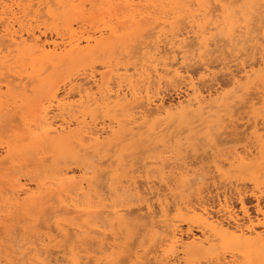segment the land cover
Listing matches in <instances>:
<instances>
[{"label": "bare ground", "instance_id": "6f19581e", "mask_svg": "<svg viewBox=\"0 0 264 264\" xmlns=\"http://www.w3.org/2000/svg\"><path fill=\"white\" fill-rule=\"evenodd\" d=\"M203 1L204 0H202V2ZM217 1L218 2L215 3V5H214L212 0H206V2L204 1V3H206V4L213 5L212 9L209 11L207 9L196 10L195 7H198V6H195V7L190 6L189 2H187L186 0H0V13H3L5 11L3 6L8 5L7 11L9 13H11V16L9 18L14 19L16 16H20V18L24 21V24H25V27H24L23 31H21V32L17 31V29L19 28V25L12 27L11 30L7 33L4 32L3 27H0V224L3 221H5L7 217L9 219L7 218L6 221H10V223H12V221H14L13 218H14V216L16 217V215L13 214L14 216H12L11 211L14 210L17 206L22 208V206L25 205L24 204L22 206H19L22 203L32 202V201L37 202V201L43 200V204L44 203L51 204V205H49V207L51 206L53 208V207H55V204H56V206L58 205L61 208V209H59V208L55 207L56 210H54V209L49 210L51 207L47 209L48 204H46L45 206H43L44 207V209H43V207H40V205H41L40 204L39 207L41 208V210L42 209L44 210L43 214L44 213L46 214V212H47L46 215H50V213H53L56 211L54 214H56L58 212L59 213L58 215H60V216H62V215L69 216V214H74L75 216L73 218H75V220H77L79 218H85L86 219L85 221H87L91 227V229L88 228L89 230L88 229L87 230L90 231L89 233L94 235L93 236L94 241H93V238L91 240H89V239L88 240L90 242L92 241L91 243L93 244L94 247H97V250H94L96 248H93L90 243L87 244L89 248L92 247V251L93 250L95 251V254H93L94 251L91 252V255L93 254L94 256L92 255L89 257V254L86 253L87 250L83 249V248H86L85 247L86 245L83 244L84 247L77 246V249H75V250H78V247H79L80 248L79 252L80 251L82 252L81 255H79L78 253L70 255L69 251L67 252V250H66V253H68V255H70L69 258L63 259L62 257H60V258H62V260H61L59 257L58 258L55 257V254H54L55 258H53L54 252L50 253L52 251H50V249H47L46 244L47 243L49 244V242H47V243H45V242H46V240L47 241L49 240V234L50 233H48V232H47L48 234H46V235L39 236L38 239H37V236H35L37 241L36 242L33 241L34 243L31 242L30 244L28 243L29 241L26 242L25 244H24V242L21 243V241L24 240L22 238H20L21 241L17 240L18 242L15 244L16 240H14V239H16V237L15 238L13 237L12 240L14 242V245H15L14 248L15 249L12 250V252L10 254H6V256L0 255V264H24L25 261L30 262L33 260L36 261V264H41V262L45 261V260H47L49 262V264H57V262H60V264H62L61 261H65L64 264H73V261H76V260H84V261L91 260L94 264H97V262H101V264H103L107 260H109V261H112L114 259L122 260L121 259L122 256L125 257V258H123V260L128 259L127 261L130 262L129 264H132V262L134 260H137V259H139V260L149 259V260L155 261L158 258L157 253L160 252L161 246L159 244L154 245L151 248H147V251L145 252L142 249L141 244L137 245L136 241H135V246L137 245V247L138 246L139 247L136 250L134 247L133 250H135V251H133L131 254L129 253L128 250L127 251L129 254L124 253L126 251L125 250L123 252V255H120V257L118 256L119 258L118 257L112 258V255H114V256L117 255V254L115 255V252L113 253V251H112V249L115 250L114 247L117 246V245H115V244H117V241L115 242V244H112V245H115L114 247L111 244H110L111 245L110 246L108 244V242H106L107 244H104L105 241H103L104 243L101 241V239H102L101 236H103V237L106 236L104 233L107 234V232H106V231H108L107 229L113 228L111 226L112 225L111 223L114 220L115 221L118 220L120 223H122L123 228H124V225H127V226L130 225V227L134 226L133 224L136 223V218H139L140 220H144V221L146 219V221H145L146 223L143 222V226L140 225V227L142 226L144 228V229L142 228V231L145 232V234L141 233L142 236L140 235L139 238L142 237L144 239V237L147 236L149 241H151L153 239L163 240L168 235H171V237L173 239L179 241V246H178L177 250L175 251V253L172 256H170L168 258L170 261V264H182V262H187L188 264H199L198 263V261H200V260H198L199 255L204 254L205 256L207 255V257H209L208 254L211 252V250H213L217 247V241H221V238H223V237L231 238L232 236H237V237L242 238L243 241L245 242V245L250 244L252 249L254 250L253 257L256 259L259 258L258 257V250L260 248V245L264 244V239H262V235H264V211L259 206V203H260L258 200L259 197H256V207H255V209L253 208L255 210V215L251 216L250 213L248 212V209L245 207V205L243 203V196H244L245 192L242 191L239 187H237V185H236L233 192L237 196L236 200H238V203H240V205H239L240 209L238 212L234 210L233 204L231 202L232 199H230L229 194H227V192L225 190L222 193L216 192L215 193L216 195L214 197L209 198V199H206V197L204 199L203 198L204 196L200 197V199H198V200H196L197 199L196 198L195 201H197V202L194 203V201H193L194 204L193 203L191 204L190 203L191 200L187 201V200H189L187 197H186L187 198L186 201L182 200L184 197L182 199L180 198V200H177L176 198L180 197V196H178L179 193L176 194L178 197L177 196L174 197L171 194L172 186H170V184L168 183L169 181H167L166 183H162V184L161 183L158 184L159 182H157V185H159V186H157L155 184L156 181L149 180L150 176L148 178L145 177V175H144L145 173H143V174L140 173L141 176L144 175V177H145V178L143 176L141 177L144 179L143 180L144 182L142 181V179L140 181V183L142 182L144 185H142V183H141L140 185H142V187L140 186L141 187L140 188L136 185L137 183L135 184V182H133L126 187H122L121 194H122L124 199L122 198L123 200L119 201L118 203H115V201L118 200V198H116L117 200H114V197H118L115 195L116 193L114 194L113 192H107L105 189L106 186H102L103 184L100 187H103L105 191L103 190V188L98 187V184H100V182L103 183V181H102L103 176H104V178H106L105 175L108 174V172H106V171H105L106 173L103 172V173H105V175H104V174H102L101 171H99L96 168H93L90 166L82 167V168L78 169L79 171H77L80 174L79 176H74L75 175L74 173H72V175H70V176L67 173L62 174L57 179H54V183H53L54 188L53 189L49 188L47 190H43L44 188H42L36 182H35L36 184H34L35 185L34 188H32V185H30L32 183V181H35V180H33L35 175L31 176L29 174L30 172L26 173V174H21L20 172L22 169L15 166V163L17 160L15 159L16 156L14 154L18 150V148H20V150H18V151H23V152L25 151V154H26V152L33 153L32 151H35L34 153L36 156V154H38V153H36V150L39 149L38 147L41 145V143L46 142V141H47V143L48 142L56 143V144H58V145H56L58 147L60 145H66L67 147L70 145H75L78 148H80L82 151H88L86 154H84L86 158H87V156L89 157V153L91 151L93 152V151L99 150V149L103 150V148L105 146H107V145L110 146V143L112 140H113V142H114V140L120 142L121 138L118 136H121L124 133L118 135L117 134L118 131H115V127H117V124L119 127V125H120L119 123H116V122H114V120L112 121L110 119H109L110 120L109 123H106L104 121L100 122V123L95 122V121H97V117L99 118L100 113L98 111L99 110L102 111L103 109L107 110V111L108 110H114V109H119V110L123 109V111L129 110L128 111L129 112V115H128L129 118L128 119L126 118L127 121L125 119L129 129H127L126 125L124 126L126 128V133H129L126 136H129L131 133L133 134V132H135V131L137 132V131H141L144 129H146V131H150L149 129H151L152 132L150 131V133L149 132L148 133L154 135L153 132H156L157 129L163 128L162 129V131H163L164 128L167 127L170 123H172V122L174 123V121H180V123L183 124L189 118H201L202 117L201 119H203V117H206V118L216 117L217 121L215 123V126L214 127L212 126V127L214 128V130L216 128V131H218L217 128L219 130L220 129L223 130V133L220 131V133L222 135H225L224 133H225L226 129L230 130L233 127L235 129V125H236L235 123H238V121L243 119V118L247 120L245 123L248 124V120H249V117L251 116V113L248 112L247 108H242L240 105H237L235 108H231V107H228L227 104L221 105L218 101L215 100V96L218 95V91H217L218 87L220 86V81L218 82L217 77L214 76L213 78H208L207 73H205L206 78L204 80L199 79L200 72H201V64L203 63V61H201V63H199L200 66L198 65L199 70L196 73L197 75L194 74L195 72L190 70L191 67L190 68L185 67V69H184V73L188 76L189 80L195 79L197 81V92L199 93L198 95H197V92H191V90L189 88H185V90L182 93H179V92H177V90L175 88H172L176 94V100H175V102L166 103L165 92H166V89L168 88L167 80H165L163 83V86H161L160 77L164 76L165 73H167L169 71V69L172 68L171 61L168 62L167 67L165 66V61L167 60L169 53L174 54V49L172 47L173 42H174V37L178 38L180 41H183L184 38L188 39L187 51H189L190 53H194V55L190 56V60L194 61L196 58L199 59V57H200L199 41H200V39H203L204 37L202 35L197 34L198 31H196V29L193 27L194 25H190L188 28L186 26L188 24H186L183 27H187L188 29L184 28L183 31L181 30L183 27L181 28V26H180V28H181L180 29L178 26V21L180 20L179 22H181V23L184 22L181 19H183L186 14L188 16V13H190V11L187 13V9H189V7L193 8V9L195 8L194 11L196 10V12L198 11V13H202V15L198 16L199 17V19H197L198 21L200 19L202 20L205 18L210 20V24H209V28H208L209 39L206 42V53H205V55L211 54V56L216 57L217 56V50H219V57L221 59H226L228 64L233 66V67H238L237 60H239L241 65H247L248 71H254L256 73V79L258 80L259 70H260V62L259 61H260V57L262 54L261 43H262V41H264V34L263 35L261 34L264 31V0H262L261 4L253 3V0H251L252 2L251 1L248 2V4L247 3L243 4V0H217ZM260 1L261 0H259V3H260ZM191 2H192V0H191ZM193 2L191 3L192 5H194ZM199 3H200V1H199ZM16 4H20V5H24V6L35 5L34 6L35 8L32 7L31 9H29L28 7H22L20 9H14L12 7V5H16ZM201 4H203V3H201ZM219 4H227L229 6L227 8L230 10V13H231L230 19L232 18L233 15L239 16L238 18H237V16H235V18L233 17L234 19L237 18V20L234 23V26L232 28L233 31L231 30L233 32L232 40L235 39L237 41L236 47L240 48V49H238V51L241 53V55L239 57H237L235 54H233L234 52L232 53V52L227 51V49H228L227 46L229 45L231 40L230 39L225 40L223 38L224 36L221 37V35L218 34L221 32L219 26L223 25L224 23L221 22L222 24H219L218 22H220V21H218V22L216 21L217 24H215L216 22H213V19L215 17L220 16V15L215 14V13L218 11L221 12V10L223 12V9H225V8L217 7ZM86 6L87 7L89 6L88 7L89 9H86ZM95 6L96 7L101 6V9L103 6V9L107 10V11H108V9H114V11L119 10L120 15H124V17H126L130 21H135V20L137 21L138 20L137 26H138L140 33H138V30H137L135 32V34L136 33L141 34V32L142 33L144 32L147 35H145L143 33L145 36H140V37H144V38H147V40L148 39L149 40L151 39V40L150 41L148 40L149 42L147 43L146 46L143 45L145 47H139L142 44H145V43H143L142 40H141L142 42L140 45L138 44V43H140V40L136 41V42H138V43H136V45L138 44L139 48L136 45H134L133 47H134V50L136 47L139 49V50L138 49L136 50V52H137L136 54L138 55V53L140 52L139 55L141 57L139 55H138V57H135V51L134 50H133L134 52L132 51V53H134V54H132L133 56L131 55L133 58L131 56H129V57H131L132 60L134 59V61L136 59L138 61V59H140V58L143 59V62H142L143 64H141L142 68L139 69V68H137V65L134 66L132 69L133 73L129 76V74L127 75V72L129 73V70L127 69L128 66H127L126 69H122L123 70L122 74H118V73L116 74L114 72V75L112 74L113 78L110 79L109 82L103 83L102 81L105 79V77H104L105 73L102 74L103 77L101 76V79L102 78H104V79L100 80V78L96 79L95 72H93V71L89 72L87 74H83L82 77H80V76L82 75V73H86L85 71L82 72L80 75L78 74V77L80 79H75L73 77H72L73 79L72 78L69 79V78H67L68 77L67 73L70 70L68 67L67 68L68 72L66 71V69L65 70L61 69V70H63V72H65V71L67 72V73L65 72V74L67 75V77L65 75L66 78H63L64 74H61V76L63 78L61 80H60L61 77L58 76L59 73L57 74V76L53 75V72H52V75L48 73L51 76H55L54 77L55 80H56V77H58V78L60 77L59 79L57 78V80H60V81L56 83V81H57L56 80L55 83L53 82V83H50L48 86H46V84L50 82L51 76H48V78L46 77L47 79L46 78L40 79V75L42 77L44 74L46 75V73L48 71L56 70V69H59L63 66H70V65L73 66L74 65L73 63H76V64L80 63L82 65L83 62L85 63V60L87 62V59L91 58L93 55H95V53L102 51V49L107 50L109 47L112 46V44L116 43V41L118 40L116 32H118L120 28L116 29L118 31L114 32V31L110 30L111 27L109 29L106 27L108 30V32L107 31L105 32L106 34L103 33L102 31H100L99 29H98L99 32H97L96 30L93 29L94 32L96 31L94 33V32H90L92 27H94L92 24V27H89L90 30L89 29L87 30L88 26L85 27L87 25V22H85V20H84V18H82V16L88 15L86 13H87V11L90 10V7L92 8L91 10H94L93 7H95ZM163 6H168L167 9H169V6H172L173 9L171 7H170V9H172L174 12L171 14L167 13V12L166 13L170 14L172 16L175 26H174V29L172 28L173 31L171 30L172 34L171 35H169L170 33L168 34L169 37L166 34L167 32H165V33L163 32L164 34L161 32V34H163L164 37L163 38L160 37L162 35L157 33L160 35V36L156 35V36H159V38L157 37L155 40H153V37H155V36H152L151 34L155 35V32L151 33L152 31L151 32L145 31L146 26H147L148 21H150L152 19V15L155 14L154 15L155 18L160 17L157 13H160L161 11H163V9H162ZM185 6H188V8H186ZM99 7H98V9H100ZM103 9L101 10L102 13H100V15L101 14L103 15V12H104ZM40 10H42L44 12V15H40ZM172 10H171V12H172ZM108 12H105V13L108 14ZM206 12L209 13L207 17H205ZM22 13H29V14L28 15H22ZM54 13H56L57 18H58V16L62 17L64 15L63 16L64 20L62 18V20L64 22V26L60 30L56 29L53 36L47 37L45 32L41 31V28H40L41 24L40 23H42V22H40V19L43 20L42 19L43 16L44 17L48 16L52 19L53 15H55ZM57 13H59V15ZM61 14H63V15H61ZM91 14H93V13L91 12ZM116 14L118 15V11L116 12ZM156 14L159 17H157ZM120 15H118V17H120ZM68 16H69V18H70V16H73V17H72V19H69ZM171 16H170L169 20L172 19ZM61 17L59 19L60 25H61ZM118 17L117 18H111V19H116V20H113L114 23H116V21L118 20ZM162 17H164V15L161 16L160 18L163 19ZM228 17H229V15H228ZM50 18H48V19H50ZM87 18H88V16L85 17V19H87ZM122 18H123V16H122ZM164 18L168 19L167 16ZM185 18H187V17H185ZM46 19H47V17H46ZM46 19L44 20L45 22L51 21V20L46 21ZM53 19H55V18H53ZM218 19H219V17H218ZM96 20H99V19H96ZM190 20H192V19H190ZM226 20L227 21H225V22L228 25L229 18ZM55 21L53 23L57 24L58 19H57V22H55ZM119 21H120V19H119ZM119 21H117V24ZM136 21L134 23H136ZM195 21L196 20H194L192 22L195 24ZM230 21H229V23H230ZM97 22H99V21H97ZM109 22H110V20H109ZM126 22L128 23L129 21L127 20ZM239 22H241V23H239ZM85 23H86V25H85ZM96 23L94 25H96ZM119 23H121V22H119ZM154 23H155V21H154ZM154 23H152V24H154ZM164 23H167V22L164 20V22L162 24H164ZM181 23H179V24L181 25ZM128 24H130V23H128ZM57 25L59 26V23ZM122 25H124V23L123 24L121 23V26ZM132 25H133V23H132ZM159 25H160V23H159ZM199 25L200 24H196L197 30L200 29ZM126 26H127V24H126ZM171 26H170V29H171ZM123 27H122V29H123ZM162 27H163V25H162ZM154 28H156V26L155 27L153 26L151 29L147 28V30H153ZM223 28H221V30H223ZM124 29H126V28L124 27ZM130 29H128V33L130 32L129 31ZM51 30H53V28ZM216 30H219V32L217 34L215 33L216 35L214 33H211V31L217 32ZM199 31H202V30L200 29ZM126 32H125V34H126ZM149 32H150V34H149ZM150 35L152 36V38L150 37ZM165 35L167 37H165ZM133 36H134V33H133ZM133 36H131V38ZM146 36H148V37H146ZM230 36H231V34H230ZM5 37H8V38L6 39ZM121 37L122 36L120 35V38ZM126 38H127V36H126ZM160 38H162V40ZM228 38H229V36H228ZM123 39L124 38L122 37V40L120 41L121 43L127 42V41H123ZM144 40H146V39H144ZM117 43H116V46H117ZM114 46H115V44H114ZM230 46H232V44ZM230 46H228V47H230ZM236 47L234 50H236ZM105 48H107V49H105ZM245 58L248 60H246ZM119 59H121V58H119ZM217 62H219V60ZM195 64H198V63H194V65ZM141 65H139V66H141ZM74 67H75V65H74ZM74 67H72V68L74 69ZM141 69H143L142 73L140 71ZM117 71H119V69L116 70V72ZM194 71H195V69H194ZM212 71H213V73H215V67H213ZM37 72H42V74H40V75L38 74L37 76L36 75L33 76ZM157 73H159V75H157ZM68 74H70V73H68ZM222 74L224 77H228L230 79V77L227 75L226 72H221V75ZM76 76L74 75V77H76ZM133 79L136 82L135 84L138 83L135 86L131 85V83H132L131 80H133ZM213 79H215V83L213 82ZM113 80H115V81H113ZM225 80H227V78ZM255 82L256 81L254 80L253 83H255ZM133 83H134V81H133ZM140 83H144L146 85V87H145V85L141 84L142 89H140L141 88ZM185 83H187V81ZM39 89H40V91H42L41 94L36 93V90H39ZM29 91H30V94H29ZM40 91H39V93H40ZM190 95L192 97L191 100L189 99ZM149 99H151V104L149 103ZM28 100L32 101L31 105L29 103L26 104V102ZM240 110L244 111V113H243L244 117L241 116L242 112L240 113L239 112ZM94 111H97L96 114H98L96 118H95L96 114L94 116V113H95ZM102 112H101V114H102ZM91 113L93 114L95 119H93V120L91 119L90 123H87L89 121L86 122V118L89 115H91ZM221 113H222V115L219 116V114H221ZM112 114H113V112H112ZM114 114L115 115L117 114L115 112V110H114ZM114 114H113V116L112 115L111 116L114 117ZM120 114L118 117H120ZM93 116L91 115L89 117L93 118ZM111 116L109 115V117H111ZM235 117H237V118H235ZM121 121H124V120H121ZM195 122H197V121H195ZM180 123H178V125ZM248 125L250 128H253V130H254L253 134H255V133L257 134V132H259V131L264 132V121H258L254 116L251 118V123H249ZM169 127L171 129L170 125H169ZM120 129H121V127H120ZM234 129H232V131ZM123 130L121 129L122 132H123ZM235 131L231 132L233 134H231L229 132L230 135L234 136L236 134L235 136H238V134ZM164 132H165V130H164ZM226 132H228V131H226ZM234 132H235V134H234ZM118 133H120V132H118ZM161 133H163V132H161ZM181 133H183V132H181ZM220 133L218 132V135H217L218 142L219 143H222V141L225 142L226 140H222L221 138L218 139L219 137H222V135H220ZM142 135L140 136V138L143 137ZM146 135L147 134H145L144 137H146ZM194 135H191V136H194ZM122 136H124V135H122ZM228 136H229V134H228ZM117 137L120 138L119 139L120 141L117 140L118 139ZM243 137H240L239 139H242ZM170 138H172V137H170ZM236 138H232V139L237 140L238 138L237 139ZM246 138H247V136H246ZM132 139H134V138H132ZM156 139L157 138H155V140ZM198 140H200V139L198 138ZM217 140H216V142H217ZM219 140H221V141H219ZM243 140H244V138H243ZM116 141H115V143H116ZM128 141H129V139H128ZM229 141H231V140H228V142ZM186 142H188V140H186ZM232 142H235V141H232ZM232 142H230V143H232ZM125 143H130V142L125 141ZM258 143L260 144V141ZM194 144L195 143H193V145ZM225 144H227V141L225 142ZM235 144H236V142H235ZM109 146H108V148H109ZM205 146H207V144ZM261 146H263V145H261ZM113 147H115V146H113ZM254 147H256V145ZM51 148H53V147H51ZM59 148L61 149V146ZM63 148H66V147L63 146ZM74 148H72V149L74 150ZM112 148H110V149H112ZM125 148H127V146ZM250 148L251 147L248 148L246 145V147L244 146L243 148H241L242 150H240L238 148L239 151L237 149V150H234L233 152H231L230 153V159L228 160L227 158H225L228 160V162H227V160H225L227 163L225 165H227V166L228 165L229 166L236 165V166H239L240 168L246 167V166H248V168L255 167V170H256V167L258 168L259 165L261 163H263L264 161L258 162V158L260 157V156L258 157V155H257L258 153L257 154L255 153V155H257L255 158L253 157L254 156L253 153L255 151L257 152L259 147L254 148V151H252V150L250 151ZM105 149H107V148L105 147ZM121 149L123 150V148H121ZM121 149L118 148V150H116V151H122ZM225 149H227V148H225ZM233 149H236V148H233ZM68 150L70 152L71 147ZM78 150L76 151L77 154H78ZM111 151H113V150H111ZM116 151H115V153H116ZM65 152H67V151H65ZM106 152L110 153V151H105V153ZM20 153H22V152H20ZM72 153H73V151L71 153H68V154L70 155ZM58 154H60L62 157V155L64 156V154H66V153H58ZM44 155H46V154L44 153ZM55 155H56V153H55ZM73 155H75V154H73ZM28 156L30 157V155H28ZM39 156H41V155H38V157ZM52 156H53V153H52ZM66 156H68V155H66ZM130 156H131V154H130ZM227 156H228V154H227ZM261 156H263V154ZM31 157H34V154ZM42 157H43V154H42ZM80 157H81V155H80ZM5 158H7V160ZM123 158H125V157H123ZM228 158H229V156H228ZM48 159L49 158L47 157L46 161ZM58 159H57V161H58ZM68 159L71 161L70 157ZM29 160H32V159H29ZM82 160H84V158ZM90 160H92V158ZM261 160H263V159H261ZM73 161H75V160H73ZM166 161H168V160H166ZM79 162H81V160ZM105 162L106 161H104V163ZM158 162L157 163L152 162V164L153 163L158 164ZM219 162H221V161H219ZM24 163L25 162H23V164ZM38 163L42 164L41 162H38ZM66 163H70V162H66ZM101 163H103V162H101ZM101 163L99 162V164H101ZM145 163H146V161H145ZM40 164H38V165H40ZM47 164H49V163H47ZM78 164L80 165V164H82V162L78 163ZM78 164H77V166H78ZM141 164H142V162H141ZM141 164L138 165V163H137V165H138L137 167H139V168L137 169V167L135 166L137 170H135V168H134L133 171L135 170L138 173L141 166H143ZM161 164H162V162H161ZM168 164H169V166L172 165V163H168ZM168 164L165 163V169L167 167V169H166L167 171H169V169H170V167L167 166ZM28 165L30 166V165H32V163H30ZM28 165H27V167H28ZM38 165L36 164V166H38ZM70 165H72V164H70ZM70 165L68 167H70ZM107 165L109 166V164H107ZM186 165H188V164H186ZM186 165H185V168H183V169L181 168L182 170H180V168H178V169L181 172L179 174L180 177L182 176L181 178H183V180H182L183 186L182 187H186L187 189L193 188L195 190L197 188L198 184H200V183L202 184L205 181L206 182L209 181L210 178L208 180L206 177H208V175H210L212 173V171H214L217 175H220V173H221V172H219L220 168L218 169L217 167H215L216 164L214 166L215 169H213L212 171L210 170L211 171L210 173L205 172L206 168L203 167L202 165H201L202 167H200L196 171L194 169H192L193 168L192 165H194V164H192L190 168L188 166L186 167ZM223 165H224V163H223ZM19 166H21V165H19ZM30 167H33V166H30ZM44 167H46V166H44ZM126 167L127 166H125V169H126ZM212 168H213V166H212ZM248 168H244V169H248ZM260 168H262V167H260ZM61 169H63V168H61ZM23 170H24V168H23ZM175 170H177V169H175ZM68 171H70V170H68ZM148 171L146 173H148ZM158 171H160V170H158ZM10 172L15 173V174L9 175ZM136 172H134V174H137ZM142 172H145V170ZM214 172H213V174H214ZM59 173H61V171ZM173 173H176V172L173 171ZM111 174H113V173H111ZM36 175H37V173H36ZM38 175H39V173H38ZM177 176H178V174H177ZM21 177H23L22 178V179H24L23 181H21ZM136 177L134 179H136ZM216 177L219 178L218 176H216ZM101 178H102V180H100ZM112 178H114V177H112ZM138 178H140V177L138 176ZM138 178H137V180H138ZM171 178H168V179L171 180ZM214 178L215 177H212L211 179L215 180ZM4 179H6V180L8 179V182L7 181L4 182L3 181ZM36 179H37V177H36ZM164 179L166 180L167 177ZM173 179H174V177H173ZM127 181L123 182V183L126 184ZM161 182H164V181L161 180ZM171 182H173V181H171ZM201 184L199 186H201ZM215 184H217V183H215ZM41 185H43V184H41ZM240 187H241V185H240ZM90 188H93V190L94 189L96 190L98 188L99 191L102 189L100 191V193H98V194L96 193L97 191L96 192L94 191L95 194H93L94 195L93 197L97 200L93 204H91L89 202V199L91 198V196L89 194ZM28 189H31L32 192L35 193V195H30L28 192ZM185 189H184L183 193L187 190V189L186 190ZM205 189H203V190H205ZM215 189H216V187H215ZM218 189L220 190V188H217V190ZM222 189H223V187H222ZM182 190H183V188H182ZM43 191L47 192V194L44 195L42 193ZM103 191H104V193H102ZM190 191H192V190H190ZM200 191H202V189H200ZM202 192H200V193H202ZM194 194H195V192H194ZM196 194H197V192H196ZM253 194H254V192H253ZM184 195H187V194L184 193ZM199 195H197V196H199ZM26 196L28 197L27 200H25ZM169 196H171V199L168 198ZM112 197H113V200H112ZM162 198H163V204L169 208V210L172 214V217H176V209L177 208L180 209L178 218H176L175 220L166 219L164 221H161V218L157 213L162 206L161 205V199ZM189 198H192V197H189ZM38 203H36V204H38ZM28 206H29V204H28ZM24 208L26 209L25 206H24ZM45 208H46V210H45ZM41 210L39 212H41ZM24 212H25V210H24ZM24 212H23V214H24ZM19 213H20V211H19ZM34 215H36V214H34ZM39 215H41V213ZM46 215L44 217H47ZM25 216H27V215H25ZM10 217L12 218V220H10L11 219ZM34 217L37 218L36 216H34ZM55 217H56V215H55ZM21 218H23V217L20 216V218H18V219H21ZM14 219H16V218H14ZM47 219L48 218H46L45 220L48 222L49 219L48 220ZM139 219H138V221H139ZM153 221H155V223H153ZM21 222H22V220L20 221V223ZM24 222H23V224H24ZM34 223H35V221H34ZM52 223H54V222H52ZM79 223L80 222H78L77 224H79ZM25 224H24V226L32 224V223L28 222L26 225ZM77 224L75 227L71 228V230H70L73 236H76V234L78 232L81 233L85 230V229L81 230L82 227L79 228L80 225L77 226ZM183 224L186 225L187 229L183 230V228H182ZM4 225H8V224H6V222H5ZM10 225H16V224L12 223ZM35 226H34V229H35ZM136 226H137V224L135 225V227ZM5 227H4V230H5ZM14 227H16L15 228L16 230L19 229L18 225L14 226ZM37 227L38 226H36V228ZM55 227H56V225H55ZM117 227H118V225H117ZM135 227H132V230H131L132 235L134 233L133 229H135ZM193 227L196 228L194 230H197L199 236H196L194 233H192ZM8 228H10V227H8ZM46 228H47V226H46ZM52 228H50V229H52ZM86 228H87V226H86ZM40 229H41V227H40ZM44 229H45V227H44ZM48 229L49 228H47L46 230H48ZM128 229H131V228H128ZM128 229L126 231H128ZM16 230H15V232H17ZM53 230H54V228H53ZM53 230H50V231H53ZM55 231H57V230L55 229ZM108 232H110V234L108 233L109 235H112L111 231H108ZM114 232H115V229H114ZM83 233H85V232H83ZM139 233H140V231H139ZM157 233H159L160 235L157 236L156 235ZM108 234H107V236H108ZM0 235H2V234H0ZM3 235H5V234H3ZM7 235H9V234H7ZM11 235H13V234H11ZM35 235H36V233H35ZM55 235H57V234H55ZM95 235L100 236V238H101L100 241L96 242ZM121 235H125V234L121 233ZM132 235H130V236H132ZM143 235H144V237H143ZM23 236L24 235H22L21 237H23ZM113 236H109L108 237L109 239L108 238L107 239L111 240L110 238ZM83 237L85 238L87 236L84 235ZM28 238H30V237H28ZM31 238L29 239L30 241H32ZM104 239H105V237H104ZM114 239L115 238H113V241H114ZM127 239L129 240L130 238H127ZM136 239H137V237H136ZM1 240L2 239H0V242L3 241V240L2 241ZM120 240H122V239H120ZM6 241L8 242V243L7 242L6 243L9 245V241L8 240H6ZM137 241H138V239H137ZM13 242L11 241V243H13ZM56 242H54V243H56ZM93 242H95V243H93ZM52 243H53V240H52ZM131 243H133V242H131ZM131 243L128 244L129 248L131 247V245L134 244V243L133 244H131ZM56 244H55V247H56ZM1 246H2V244L0 245V248H3L5 246V249L7 250V252H10V251H8V249L10 247L9 248L7 247L8 248L7 249L6 248L7 245H5V244L3 247H1ZM52 246H51V248L54 247V246L53 247ZM60 247H62V245H60ZM63 247H64L63 249H67V247H65V246H63ZM118 247H120L119 244H118ZM144 247H146V246H144ZM48 248H50V246ZM120 248H122V247H120ZM55 249H57V247ZM138 249H140L139 252L137 251ZM2 250L4 251V249H2ZM75 250H71L72 253ZM60 251H62V250H60ZM76 252H78V251H76ZM106 252H110V253L106 254ZM231 252L229 251V253H231ZM58 253H60V252L58 251ZM84 253H86V254H84ZM120 253H121V251H120ZM229 253H226V254H229ZM62 254H64V253H62ZM126 254H127V256H124ZM222 254H224V253H222ZM235 255L234 254L230 255V257L228 259L225 258V256L223 258L219 257V256H217V257L222 258V259H220V261H223V264H230V262L237 261L236 259L238 258L237 256L239 254L238 255L235 254ZM235 257H236V259H235ZM65 258H66V256H65ZM196 260H198V261H196ZM205 260L207 261V259H205ZM216 260H217V258H216ZM220 261L217 260V264H220Z\"/></svg>", "mask_w": 264, "mask_h": 264}, {"label": "rangeland", "instance_id": "374dc122", "mask_svg": "<svg viewBox=\"0 0 264 264\" xmlns=\"http://www.w3.org/2000/svg\"><path fill=\"white\" fill-rule=\"evenodd\" d=\"M187 2H189V5L190 6H192V7H195V6H198V5H201V3H203V4H206V3H204V1L206 2V0H204L203 2H202V0H192V2H193V4L194 5H192L191 3V0H186ZM199 1H200V3H199ZM213 1V3H214V5H215V3H217L218 1L217 0H212ZM251 0H243V4H248V2H250ZM191 2V3H190ZM245 2V3H244ZM252 2V1H251ZM212 3V4H213ZM253 3H258V4H261L262 3V0L260 1V3H259V0H253ZM35 6V5H34ZM213 6V5H212ZM89 7V6H88ZM87 6H86V9H89ZM99 7V6H98ZM98 7H93L94 8V10H91L92 8L90 7V10L89 11H87V13L86 14H88V15H83L82 16V18H84V20H85V22H87V25H86V23H85V27H87L88 26V28H87V30L89 29L90 30V28L89 27H92V24H93V26L94 27H92V29H91V31L90 32H94V30H96L97 32H99L98 31V29L100 30V31H102L103 33H105L106 31L108 32V30H107V28L109 29L110 27H111V29L110 30H112V31H118V30H116V29H119V31L118 32H116L117 33V38H118V40L116 41V43H117V46H116V43H114L115 44V46H114V44H112V46L111 47H109L108 49L107 48H105V49H107V50H104V49H102V51H99V52H97V53H95V55H93L91 58H89V59H87V62H86V60H85V63L83 62V64L81 65L80 63H78V64H76V63H73L74 65H75V67H74V65L72 66V65H70V66H63V67H61V68H59V69H56V70H50V71H48L47 73H46V75L43 77H41V75L40 74H42V72H37V73H35L33 76H37L38 74L40 75V79H45L46 77L48 78V76H51L52 75V72H53V75H56L57 76V74H58V76H60L59 78H60V80L61 79H63V78H66L67 77V75H68V77L67 78H75V79H80L79 77H78V74L80 75L82 72H86V73H82V75L80 76V77H82L83 76V74H87V73H89V72H95V75H96V79H99L100 78V80H103L104 78H102L101 79V76L103 77V73H105V79L102 81L103 83L105 82V83H107V82H109L110 81V79H112L113 78V75H114V72L117 74H122L123 73V70L122 69H126L127 68V66H128V70H129V73L127 72V75L129 74V76L133 73V67L134 66H136L137 65V68H142V65L141 64H143L142 62H143V59H141L140 57V55H139V53H138V55L140 56L139 58L141 59H138V61H137V59L134 61V59L132 60V54H134V53H132V51L134 50V45H136V43H138V42H136V41H139L140 40V43H138L139 45L141 44V42L143 41V43H145V44H142L141 46H139L138 44L136 45L137 47L139 46V47H145L146 45H147V43L151 40H147V38H144V37H140V36H145V35H147L146 33H142L141 32V34H135V32L138 30V33H140V31H139V29H138V26H137V23H138V20L136 21V23H134L135 21H130L129 19H127L126 17H124V15H120V12H119V10H117L118 11V15H120V17H118V15L116 14V12L117 11H114V9H108V11L107 10H104L103 9V6H102V9L104 10V12H103V15L101 14L100 15V13H102L101 12V6L99 7L100 9H98ZM167 7L168 6H163V11H161L160 13H157L160 17L161 16H163L164 15V17H168V19H165L164 17H162L163 19H161L157 14H156V16L157 17H159V18H155V14L154 15H152V19L150 20V21H148V23H147V26H146V30L145 31H152L151 33H154L155 32V35L154 34H151L152 36H155V37H153V40H155L157 37L159 38V36L160 35H162V36H160V37H164L163 36V34L165 33V32H167L166 34H167V36L169 37V35H171L172 34V28L174 29V20H173V18H172V16L170 15L171 13H173L174 11L172 10L173 8H172V6H169V9H167ZM170 7L172 8V9H170ZM186 8H188V6H185ZM35 8V7H34ZM41 8V7H40ZM105 8V7H104ZM196 8V10H200L201 8L200 7H195ZM194 8V9H195ZM97 9V10H96ZM192 9V10H191ZM194 9L193 8H191V7H189V9H187V13L190 11V13L192 14H190V13H188V16H187V14L185 15V17H187V18H183V19H181L182 21H184V22H179L178 21V26H179V28H180V26H181V28L183 27V26H185L186 24H188V25H186L188 28H189V26L190 25H194V23L192 22V21H194V20H196L195 21V25L196 24H200L201 23V19L198 21L197 19H199V15H202V13H198V11L196 12V10L194 11ZM43 10V9H42ZM42 10H40V15H44V10L42 11ZM111 10V11H110ZM171 10H172V12H171ZM93 13V14H91V12ZM218 11V10H217ZM42 12V13H41ZM90 12V13H89ZM105 12H108V14L107 13H105ZM114 12V13H113ZM170 13V14H167V13ZM219 12V13H218ZM218 12H216L215 14H218V15H220V16H217V17H215L214 19H213V22H218V21H220V22H218L219 24H222V23H224L223 25H220L219 26V28H220V33H218L219 32V30H216L217 32H215V31H211V33H218V34H220L221 35V37H223L225 40L226 39H230L231 41H230V43H229V45L228 46H230L231 44H232V46H230L231 48H233V49H235V47H236V43H237V41L235 40V39H233L232 40V36H233V26H234V23L236 22V20H237V18L239 17V16H237V15H233L232 16V18L234 17L235 18V16H237V18L236 19H230V10L228 9V8H225V9H223V12H222V10H221V12L220 11H218ZM229 12V13H228ZM166 13V14H165ZM197 13V14H196ZM55 15H53V18H55V19H51L50 17H48V16H46L47 17V19H46V17H42V19L43 20H41L40 19V22H42V23H40L41 24V26H40V28H41V31H43V32H45V34H46V36L47 37H50V36H53V34H54V32L56 31V29L57 30H60V29H62L63 28V26H64V22H63V20H64V18H63V14H61V15H63L62 17L61 16H58V18H57V16H56V13H54ZM58 15H59V13H57ZM85 14V13H84ZM91 14V15H90ZM196 14V15H195ZM117 15V16H116ZM228 15H229V17H228ZM86 16H88V18L87 19H85V17ZM113 16V17H112ZM116 16V17H115ZM122 16H123V18H122ZM170 16H171V20H169L170 19ZM60 17H61V25H60V21H59V19H60ZM72 17L73 16H70V18H69V16H68V18L69 19H72ZM118 17V20L117 21H119V19H120V21L119 22H121L122 24L124 23V25H122L121 26V23H119L118 22V24H117V21H116V23H114V21L113 20H116V19H111V18H117ZM198 17V18H197ZM218 17H219V19H218ZM48 18H50V19H48ZM62 18H63V20H62ZM151 18V17H150ZM217 18V19H216ZM229 18V21H230V23H229V21H228V25L226 24V22L225 21H227L226 19H228ZM46 19V21L47 20H51V21H48V22H45L44 20ZM57 19H58V22H57ZM96 19H99V20H96ZM101 19V20H100ZM122 19V20H121ZM190 19H192V20H190ZM56 20V21H55ZM87 20V21H86ZM109 20H110V22H109ZM112 20V21H111ZM129 21L128 23H130V24H128L126 21ZM158 20V21H157ZM160 20V21H159ZM164 20L167 22V23H164V24H162L163 22H164ZM168 20V21H167ZM233 20V21H232ZM57 22V24L59 23V26L57 25V24H54L53 22ZM97 21H99V22H97ZM124 21V22H123ZM154 21H155V23H154ZM188 21V22H187ZM45 22V23H44ZM97 22V23H96ZM109 22V23H108ZM172 22V23H171ZM190 22V23H189ZM199 22V23H198ZM217 22L215 23V24H217ZM222 22V23H221ZM233 22V23H232ZM89 23V24H88ZM96 23V25H94ZM112 23V24H111ZM114 23V24H113ZM132 23H133V25H132ZM150 23V24H149ZM152 23H154V24H152ZM159 23H160V25H159ZM179 23H181V25L179 24ZM239 23H241V22H239ZM126 24H127V26H126ZM135 24V25H134ZM149 24V25H148ZM172 26H171V25ZM183 24V25H182ZM46 25V26H45ZM129 25V26H128ZM159 25V26H158ZM162 25H163V27H162ZM168 25V26H167ZM48 26V27H47ZM109 26V27H108ZM113 26V27H112ZM119 26V27H118ZM126 28V29H124V27ZM155 27L156 26V28H154L153 30H147V28L148 29H151L152 27ZM167 26V27H166ZM170 26H171V29H170ZM231 26V27H230ZM96 27V28H95ZM107 27V28H106ZM122 27H123V29H122ZM132 27V28H131ZM187 27H183L181 30L183 31V29L184 28H187ZM224 27V28H223ZM53 28V30H51V29ZM131 28V29H130ZM135 30H134V29ZM164 28V29H163ZM187 28V29H188ZM221 28H223V30H221ZM43 29V30H42ZM48 31H47V30ZM94 29V30H93ZM114 29V30H113ZM122 29V30H121ZM128 29H130L129 31V33H128ZM196 29V31H198V32H200L199 30L200 29H198L197 30V28H195ZM194 29V30H195ZM227 29V30H226ZM45 30V31H44ZM124 30V31H123ZM172 30V31H171ZM232 30V31H231ZM52 31V32H51ZM95 31V32H96ZM127 31V32H126ZM231 31V32H230ZM94 32V33H95ZM120 32V33H119ZM125 32H126V34H125ZM150 32H149V34H150ZM161 32L163 33V34H161ZM198 32H197V34H198ZM227 35H225L224 33ZM119 33V34H118ZM123 33V34H122ZM128 33V34H127ZM133 33H134V36H133ZM148 33V32H147ZM157 33H159V34H157ZM170 33V34H169ZM223 33V34H222ZM106 34V33H105ZM132 34V35H131ZM143 34V35H142ZM169 34V35H168ZM215 34V35H216ZM230 34H231V36H230ZM262 35L264 34V31H263V33H261ZM97 35V34H96ZM120 35L125 39H123V41H127V42H123V43H121L120 41L122 40V37L120 38ZM150 35V37L152 38V36ZM156 35H159V36H156ZM119 36V37H118ZM126 36H127V38H126ZM131 36H133L132 38H131ZM166 35H165V37H167ZM226 36V37H225ZM228 36H229V38H228ZM139 37V38H138ZM146 37H148V36H146ZM149 37V38H150ZM130 38V39H129ZM135 38V39H134ZM146 39V40H144V39ZM162 38H160L161 40H162ZM131 40V41H130ZM142 40V41H141ZM146 41V42H145ZM228 41V40H227ZM233 42V43H232ZM234 44V45H233ZM132 47H131V46ZM143 45H145V46H143ZM119 46V47H118ZM227 46V48H229ZM135 48V57H138V55L136 54L137 52H136V50L139 48ZM238 49H240L239 47H236V50L235 51H238ZM139 50V49H138ZM141 50V49H140ZM133 51V52H134ZM233 53V52H232ZM124 56H123V55ZM233 54H235V52L233 53ZM119 55V56H118ZM132 55V56H131ZM123 56V57H122ZM129 56H131V57H129ZM119 58H121V59H119ZM131 60H130V59ZM98 59V60H97ZM246 59V58H245ZM195 60H199V59H195ZM194 60V61H195ZM246 60H248V59H246ZM140 61V62H139ZM201 61L202 60H200V62L199 63H201ZM139 62V63H138ZM244 62V61H243ZM112 63V64H111ZM118 63V64H117ZM134 63V64H133ZM137 63V64H136ZM195 64L194 65V63L189 67L190 68V70L191 71H193V72H195L194 74L195 75H197L196 73L198 72V68H199V66H200V64ZM80 65V66H79ZM139 65H141V66H139ZM199 65V66H198ZM77 66V67H76ZM79 66V67H78ZM110 66V67H109ZM121 66V67H120ZM124 66V67H123ZM139 66V67H138ZM197 66V67H196ZM69 67V72H68V68ZM72 67H74V69L72 68ZM108 67V68H107ZM73 70H72V69ZM94 68V69H93ZM119 69V71H117L116 72V70H118ZM131 70H130V69ZM61 69H66V71L68 72V73H70V74H68L66 71V73H67V75L65 74V72H63V70H61ZM121 69V70H120ZM194 69H195V71H194ZM30 70V69H29ZM72 70V71H71ZM56 71V72H55ZM58 71V72H57ZM63 73H62V72ZM141 71V73H142V71H143V69H141L140 70ZM55 72V73H54ZM108 72V73H107ZM51 74V75H49V74ZM101 73V74H100ZM110 73V74H109ZM61 74H64V77L62 78V76H61ZM100 74V75H99ZM113 74V75H112ZM65 75H66V77H65ZM74 75L76 76V77H74ZM112 76V77H111ZM223 76V74L221 75V73L219 74V76L217 77L218 78V82L219 81H221V80H223L225 83L228 81V77H222ZM55 76H51L50 77V82L49 83H47L46 84V86H48L50 83H55V81L57 80V78L58 77H56V80H55V78H54ZM78 77V78H77ZM221 77V78H220ZM46 78V79H47ZM58 78V79H59ZM72 78V79H73ZM109 80H108V79ZM227 78V80H225ZM54 81H53V80ZM221 79V80H220ZM60 80H57L56 81V83L57 82H59ZM65 80V79H64ZM99 80V81H100ZM52 81V82H51ZM113 81H115V80H113ZM132 81V83H131V85H133V86H135V85H137V84H135L136 82H135V80L133 79V80H131ZM133 81H134V83H133ZM141 84H143V85H145L144 83H140V87L142 86ZM145 87H146V85H145ZM144 87V88H145ZM140 89H142V87L140 88ZM168 89V90H167ZM166 89V92H165V101H166V103H168V102H175V100H176V94H175V92H174V90L173 89H169V87ZM39 91H40V89L39 90H36V93L37 94H41V92L42 91H40V93H39ZM29 94H30V91H29ZM26 102V101H25ZM27 103H29L30 105H31V103H32V101H27L26 102V104ZM25 104V105H26ZM239 107V106H238ZM114 110H115V112L117 113L116 115L114 114ZM114 110H99L98 112L100 113L99 114V118L97 117V115L98 114H96L97 113V111H94L95 113H94V116H95V114H96V116H95V118L97 117V121H95V122H97V123H100V122H106V123H109L110 122V120H114V122H116V123H119L120 125H119V127H118V124H117V127H115V131H118V132H120V133H118L117 132V134L118 135H120V134H122V133H124V134H122V135H124V136H118V137H120L121 138V141L119 140L120 138H118L117 140H119L120 142H118V141H116V140H114V142H113V140L111 141V143H110V146L109 145H107V146H105L107 149H105V147L103 148V150L102 149H99V150H95V151H91L90 153H89V157L87 156V158L85 157V155L84 154H86L88 151H82L80 148H78L77 146H75V145H70V146H66V145H60L61 146V149L58 147V146H56V145H58V144H56V143H52V142H48L47 143V141L46 142H43V143H41V145L38 147L39 149H37L36 150V153H38V154H36V156H35V151H32L33 153H31V152H26V154H25V151L23 152V151H18V150H20V148H18V150L15 152V156L17 157H15V159L17 160L16 161V163H15V166H17V167H19V168H21L22 170H21V174H26V173H29L31 176H33V175H35L34 176V178H33V180H35V182L37 183V184H39L42 188H44L43 190H47V189H53L54 188V179H57L58 177H60L62 174H65V173H67V174H69V176L70 175H72V173H74L73 175L74 176H79L80 174H79V172H77V171H79L78 169H80V168H82V167H86V166H90V167H93V168H96V169H98L99 171H101L102 172V174H104L105 175V173L106 172H108V174H106L105 175V177L106 178H104V176H103V180H102V178L100 179V180H102L103 181V183L102 182H100V184H98V187L99 188H103V187H100L102 184V186H106L105 187V189H106V191L107 192H113L116 196H118V197H114V200H117L116 198H118V200L117 201H115V203H118L119 201H121V200H123L124 198H123V196H122V194H121V189H122V187H126V186H128L129 184H131V183H133V182H135V184L138 186V187H142V185H144L142 182V185H140L141 183H140V181H141V179H142V181L144 180L143 178H141L142 176L144 177V175H145V177H149V180H151V181H156L155 182V184L157 185V182H159L158 184H162V183H166L167 181H173V182H171V184H170V186H172V192H171V194L174 196V197H176L177 195V193H179V195L178 196H180V197H178V198H176L177 200H180V198L182 199L183 197V201H186V199L188 198L189 200H187V201H190V203L192 204L193 203V201H194V203H196L197 201H195V199L196 200H198V199H200V197H202V196H204L203 198L205 199V197H206V199H209V198H211V197H214L216 194V192L217 193H222L224 190L227 192V194H229V197H230V199H232L231 200V202H232V204H233V208H234V210L235 211H239V209H240V207H239V205H240V203H238V200H236L237 199V196L235 195V193L233 192L234 191V189H235V187H236V185H237V187H239L242 191H244L245 192V194H244V196H243V203H244V205H245V207L248 209V212L250 213V215L251 216H254L255 215V207H256V197H259V206L261 207V209L264 211V162L263 163H261L260 165H259V167L257 168L256 167V170H255V167H250V168H248V166H246V167H239V166H236V165H233V166H227V165H225V164H227L226 163V161L225 160H229L230 159V153L231 152H233L234 150H237L238 148L240 149V150H242L241 148H243L244 146L246 147V145H247V147L249 148V147H251L250 148V151L252 150V151H254V148H258V151L256 152H254L253 153V157L255 158L257 155H258V162H262V161H264V140H262L261 139V133H262V131L260 132L259 130V132H257V134L255 133V134H253V132H254V130H253V128H250L249 127V123L247 124V123H245L247 120L246 119H241V120H239L238 121V123H235L236 125H235V129H234V127L232 128V129H234L233 131H235L237 134H238V136H235L236 134H235V132H234V136L232 135H230V133L231 132H233L232 131V129H230V130H228V129H226L225 130V135H222L221 133H220V131L223 133V130H219L218 128H217V130L218 131H216V128H215V130H214V126H215V123H216V121H217V119H216V117H211V118H206V117H203V119H201V118H189L188 120H186L185 121V123H183V124H181L180 123V121H174V123L176 124H174L173 122V124L172 123H170L169 125L171 126V129H170V127H169V125L167 126V127H165L164 128V130H165V132H164V130L162 131V129L163 128H160V129H157L156 130V132H153V134L154 135H152V134H149L150 133V131L152 132V130L151 129H149L150 131H146V129H144V130H141V131H135V132H133V134L131 133L129 136H126L127 134H129V133H126V128L124 127L125 125L127 126V119L129 118L128 117V115H129V110L128 111H126V110H124L123 111V109H114ZM117 110V111H116ZM119 110V111H118ZM126 111V112H125ZM101 112H102V114H101ZM112 112H113V114H114V117L116 118H114V117H112L113 116V114H112ZM240 113L242 112V115L241 116H243L244 117V111H242V110H240L239 111ZM93 113V112H92ZM91 113V115L93 116V114ZM121 113V114H120ZM106 114V115H105ZM119 114H120V117H118L119 116ZM91 115H89V116H91ZM101 115V116H100ZM108 115V116H107ZM109 115L112 117H109ZM220 115H222V113L221 114H219V116ZM88 116V117H89ZM94 116H93V118L91 117H87L86 118V122L87 121H89V122H87V123H90V121H91V119L93 120V119H95L94 118ZM122 116V117H121ZM104 117V118H103ZM238 117V116H237ZM237 117H235V118H237ZM114 118V119H113ZM127 118V119H126ZM206 118V119H205ZM108 119V120H107ZM110 119V120H109ZM125 119H126V121H125ZM205 119V120H204ZM100 120V121H99ZM107 120V121H106ZM116 120V121H115ZM121 120H124V121H121ZM99 121V122H98ZM188 121V122H187ZM192 121V122H191ZM195 121H197V122H195ZM126 122V123H125ZM190 122V123H189ZM178 123H180L179 125H178ZM188 123V124H187ZM208 123V124H207ZM211 123V124H210ZM243 123V124H242ZM186 124V125H185ZM201 125V126H200ZM210 125H211V127L213 128V130H214V133H215V135H216V137H217V135H218V132L220 133V135H222V137H219L218 139H222V140H226L227 141V144H225V142H223L222 141V143H219L218 142V140H217V142L215 143V146L213 147V145H211V144H209L208 142H207V140H205L204 139V136L207 134V131H208V128L210 127ZM239 125V126H238ZM238 126V127H237ZM246 126V127H245ZM120 127H121V129L123 130V132L121 131V129H120ZM241 127V128H240ZM183 128V129H182ZM191 128V129H190ZM203 128V129H202ZM120 131H119V130ZM127 129H129V127L127 126ZM170 129V130H169ZM181 129V130H180ZM185 129H187L188 131H184ZM249 130V131H248ZM144 131V132H143ZM226 131H228V132H226ZM143 132V133H142ZM149 132V133H148ZM158 132V133H157ZM161 132H163V133H161ZM181 132H183V133H181ZM189 132L191 133V135H194V136H189ZM230 132V133H229ZM141 133V134H140ZM156 133V134H155ZM229 134V136H228V134ZM240 133V134H239ZM140 134V135H139ZM143 134V135H142ZM145 134H147L146 135V137H144L145 136ZM158 134V135H157ZM164 134V135H163ZM169 134V135H168ZM181 134V135H180ZM231 134H233V133H231ZM259 134V135H258ZM143 136V137H141L140 138V136ZM157 135V136H156ZM163 135V136H162ZM167 137H166V136ZM244 137H243V136ZM257 135V136H256ZM126 136V137H125ZM131 136V137H130ZM133 136V137H132ZM153 136V137H152ZM165 136V137H164ZM225 136V137H224ZM246 136H247V138H246ZM129 137V138H128ZM136 137V138H135ZM139 137V138H138ZM148 137V138H147ZM162 137V138H161ZM170 137H172V138H170ZM202 139H201V138ZM239 139L240 137H243L244 138V140H243V138L242 139H237V138ZM132 138H134V139H131ZM138 138V139H137ZM152 138V139H151ZM155 138H157L156 140H155ZM198 138L200 139V140H198ZM232 138H236L237 140H235V139H232ZM258 138V139H257ZM128 139H129V141H128ZM140 139V140H139ZM154 139V140H153ZM169 139V140H168ZM171 139V140H170ZM191 139V140H190ZM137 140V141H136ZM151 140V141H150ZM186 140H188V142H186ZM203 142H202V141ZM228 140H231V141H229L228 142ZM243 140V141H242ZM258 140V141H257ZM115 141H116V143H115ZM125 141L126 142H130V143H125ZM166 141V142H165ZM219 141H221V140H219ZM232 141H235L236 142V144H235V142H232ZM260 141V144L258 143ZM185 142V143H184ZM195 143L194 145H193V143ZM230 142H232V143H230ZM253 142V143H252ZM52 143V144H51ZM113 143V144H112ZM119 145H118V144ZM263 143V144H262ZM207 144V146H205V145ZM222 144V145H221ZM249 144V145H248ZM258 144V145H257ZM118 147H117V146ZM132 145V146H131ZM196 145V146H195ZM256 145V147H254ZM261 145H263V146H261ZM63 146L64 147H66V148H63ZM108 146H109V148H108ZM113 146H115V147H113ZM120 146V147H119ZM127 146V148H125ZM212 146V147H211ZM51 147H53V148H51ZM71 147V151L69 152V148ZM75 147V148H74ZM77 147V148H76ZM113 147V148H112ZM236 148V149H233V148ZM238 147V148H237ZM254 147V148H253ZM45 148V149H44ZM63 148V149H62ZM72 148H74V150L72 149ZM110 148H112V149H110ZM118 148L119 149H121V148H123V150L122 151H116V150H118ZM225 148H227V149H225ZM67 149V150H66ZM79 149V150H78ZM110 149V150H109ZM181 149L183 150V151H181ZM239 149H238V151H239ZM261 149V150H260ZM78 150V154H77V151ZM111 150H113V151H111ZM224 150V151H223ZM231 150V151H230ZM263 150V151H262ZM63 151V152H62ZM65 151H67L68 153H71L72 151H73V153L72 154H68L67 152H65ZM76 153H75V152ZM102 151V152H101ZM105 151H110V153H108V152H106L105 153ZM115 151H116V153H115ZM144 151V152H143ZM262 151V152H261ZM20 152H22V153H20ZM40 152V153H39ZM218 152V153H217ZM17 153V154H16ZM19 153V154H18ZM31 153V154H30ZM44 153L46 154V155H44ZM51 153V154H50ZM52 153H53V156H52ZM55 153H56V155H55ZM58 153H66V154H64V156L62 155V157L64 158H62L61 157V155L60 154H58ZM119 153V154H118ZM123 153V154H122ZM255 153L257 154V155H255ZM261 153V154H260ZM21 154V155H20ZM25 154V155H24ZM34 154V157H31L32 155ZM42 154H43V157H42ZM73 154H75V155H73ZM96 154V155H95ZM122 154V155H121ZM129 156H128V155ZM130 154H131V156H130ZM226 154V155H225ZM227 154H228V156H229V158H228V156H227ZM263 154V156H261ZM18 155V156H17ZM28 155H30V157L28 156ZM38 155H41V156H39L38 157ZM50 155V156H49ZM66 155H68V156H66ZM80 155H81V157L82 156H84L85 158H84V160H82V159H80L81 160V162H82V164H78V163H76L77 161V159H78V157H80ZM88 155V154H87ZM91 155V156H90ZM95 156V159L97 160V162L98 163H95V164H92L90 161V159L91 158H93L94 156ZM124 155V156H123ZM225 155V156H224ZM25 156V157H24ZM45 156V157H44ZM190 156V157H189ZM27 157V158H26ZM42 157V158H41ZM47 157L49 158L47 161H46V159H47ZM55 157V158H54ZM70 157V159H71V161L68 159ZM91 157V158H90ZM98 159H97V158ZM101 157V158H100ZM123 157H125V158H123ZM223 157V158H222ZM263 157V158H262ZM26 158V159H25ZM59 158V159H58ZM108 158V159H107ZM120 158V159H119ZM184 158V159H183ZM225 158H227V159H225ZM263 159V160H261V159ZM29 159H32V160H29ZM57 159H58V161H57ZM61 159V160H60ZM68 159V160H67ZM107 159V160H106ZM26 160V161H25ZM41 160V161H40ZM43 160V161H42ZM73 160H75V161H73ZM119 160V161H118ZM135 160V161H134ZM138 160V161H137ZM166 160H168V161H166ZM228 160H227V162H228ZM31 161V162H30ZM34 163H33V162ZM46 161V162H45ZM84 161V162H83ZM104 161H106L105 163H104ZM109 161V162H108ZM114 161V162H113ZM134 161V162H133ZM137 161V162H136ZM142 162V164H141V162ZM145 161H146V163H145ZM159 161V162H158ZM166 161V162H165ZM218 161V162H217ZM219 161H221V162H219ZM225 161V162H224ZM23 162H25L24 164H23ZM32 163V165H30V166H33V167H30L28 164H30V163ZM38 162H41L42 164H40V163H38ZM60 162V163H59ZM66 162H70V163H66ZM81 162H79V163H81ZM99 162L101 163V162H103V163H101V164H99ZM127 162V163H126ZM152 162H158V164H156V163H153L152 164ZM161 162H162V164H161ZM195 162V163H194ZM224 163V165H223V163ZM38 165V164H40V165H38V166H36V164ZM47 163H49V164H47ZM53 165H52V164ZM59 163V164H58ZM62 163V164H61ZM75 165H74V164ZM137 163H138V165H143V166H141V170L139 169V172L137 173L135 170H137L139 167H137L138 165H137ZM149 163V164H148ZM165 163H172V165H170L169 166V164L167 165V166H169L170 167V169H169V171H167L166 169H167V167H166V169H165ZM177 163V164H176ZM58 164V165H57ZM70 164H72V165H70ZM77 164H78V166H77ZM106 164V165H105ZM107 164H109V166L107 165ZM114 164V165H113ZM161 164V165H160ZM176 164V165H175ZM179 164V165H178ZM182 164V165H181ZM186 164H188V165H186ZM192 164H194V165H192ZM215 164H216V166H215ZM19 165H21V166H19ZM26 165V166H25ZM27 165H28V167H27ZM35 165V166H34ZM46 166V167H44V166ZM70 165V167H68ZM82 165V166H81ZM146 165V166H145ZM185 165H186V167L188 166L189 168L191 167V165L193 166V168L192 169H194L195 171L196 170H198L200 167H205L206 169H205V172H207V173H210L213 169H215V167H217L218 169L220 168V171L219 172H221L220 173V175H217L214 171H212V173L210 174V175H208V177H206L208 180H209V178H210V182L209 181H205V182H203L202 184H201V186H199L200 184H198V186H197V188L194 190L193 188L192 189H187L186 187H182L183 186V184H182V180H183V178H181L180 177V171H179V169L178 168H180V170H182L183 168H185ZM196 165V166H195ZM202 165V166H201ZM263 165V166H262ZM23 166V167H22ZM41 166V167H40ZM43 166V167H42ZM125 166H127L126 167V169H125ZM134 166V167H133ZM137 167V169H136V167ZM198 166V167H197ZM208 166V167H207ZM211 166V167H210ZM212 166H213V168H212ZM215 166V167H214ZM73 167V168H72ZM168 167V168H169ZM260 167H262V168H260ZM23 168H24V170H23ZM61 168H65L64 170L63 169H61ZM135 168V170L133 171V169ZM160 168V169H159ZM182 168V169H181ZM237 168V169H236ZM240 168V169H239ZM244 168H248V169H244ZM260 168V169H259ZM157 169V170H156ZM175 169H177V170H175ZM259 169V170H258ZM48 170V171H47ZM68 170H70V171H68ZM112 170V171H111ZM145 170V172H142V171H144ZM148 171V173H146L147 171ZM158 170H160V171H158ZM211 170V171H210ZM40 171H43V173H44V175H43V177H41L40 175H38V173L40 172ZM61 171V173H59ZM67 171V172H66ZM73 171V172H72ZM106 171V172H105ZM111 171V172H110ZM125 171V172H124ZM173 171L174 172H176V173H173ZM24 172V173H23ZM49 172V173H48ZM56 172V173H55ZM64 172V173H63ZM103 172H105V173H103ZM131 172V173H130ZM134 172H136L137 174H134ZM159 172V173H158ZM162 172V173H161ZM213 172H214V174H213ZM36 173H37V175H36ZM111 173H113V174H111ZM143 174V173H145L144 175H142L141 176V174ZM150 173V174H149ZM158 173V174H157ZM78 174V175H77ZM111 174V175H110ZM176 174V175H175ZM177 174H178V176H177ZM226 174V175H225ZM114 175V176H113ZM135 175V176H134ZM222 175V176H221ZM239 175V176H238ZM110 176V177H109ZM114 177V178H112V177ZM128 176V177H127ZM137 176V177H136ZM138 176L140 177V178H138ZM216 176H218L219 178H217ZM221 176V177H220ZM236 176V177H235ZM36 177H37V179H36ZM136 177V179H134ZM144 177V178H145ZM160 177V178H159ZM163 177V178H162ZM167 177V179L168 178H171V180H165L164 178H166ZM173 177H174V179H173ZM180 177V178H179ZM212 177H215L214 179L215 180H212L211 178ZM225 177V178H224ZM233 177V178H232ZM23 177H21V181H23L24 179H22ZM112 178V179H111ZM137 178H138V180H137ZM106 179V180H105ZM114 179V180H113ZM158 179V180H157ZM206 179V180H207ZM217 179V180H216ZM254 179V180H253ZM111 180V181H110ZM128 180V181H127ZM161 180H163L164 182H161ZM253 180V181H252ZM4 182H8V179L6 180V179H4L3 180ZM127 181V183L125 184V183H123V182H126ZM138 181V182H137ZM98 182V183H99ZM144 182V181H143ZM221 182V183H220ZM232 182V183H231ZM235 182V183H234ZM36 183H33V181H32V183L30 184V185H32V188H34L35 187V185L34 184H36ZM215 183H217V184H215ZM221 185H220V184ZM245 183V184H244ZM41 184H43V185H41ZM112 184V185H111ZM139 184V185H138ZM178 184V185H177ZM181 184V185H180ZM209 184V185H208ZM224 184V185H223ZM177 185V186H176ZM214 185V186H213ZM240 185H241V187H240ZM111 188H109V187ZM157 186H159V185H157ZM140 187V188H141ZM215 187H216V189H215ZM222 187H223V189H222ZM252 187V188H251ZM258 187V188H257ZM120 188V189H119ZM182 188H183V190H182ZM187 190H186V189ZM206 188V189H205ZM209 188V189H208ZM217 188H220V190L218 189L217 190ZM244 188V189H243ZM109 189V190H108ZM184 189L186 190L184 193L185 194H187V195H184V193H183V191H184ZM200 189H202V191H200ZM203 189H205V190H203ZM259 189V190H258ZM102 190V189H101ZM100 190V191H101ZM103 190H104V188H103ZM190 190H192V191H190ZM197 190V191H196ZM246 190V191H245ZM94 191L98 194V193H100V191L98 190V188L95 190H93V188H90V192H89V194H90V196H91V198L89 199V202L91 203V204H93L94 202H96V200L97 199H95L93 196V194H95L94 193ZM105 191V190H104ZM104 191L102 192V193H104ZM177 191V192H176ZM182 191V192H181ZM190 191V192H189ZM202 192V193H200V192ZM220 191V192H219ZM229 191V192H228ZM260 191V192H259ZM45 191H43L42 193L45 195V194H47V192H45ZM176 192V193H175ZM188 192V193H187ZM193 192V193H192ZM194 192H195V194H196V192H197V194L195 195L194 194ZM253 192H254V194H253ZM183 193V194H182ZM193 195H192V194ZM201 195H199V194ZM258 196H257V195ZM197 195H199V196H197ZM212 195V196H211ZM260 195V196H259ZM120 196V197H119ZM210 196V197H209ZM187 197V198H186ZM189 197H192V198H189ZM199 197V198H198ZM123 198V199H122ZM112 200H113V197H112ZM181 200V201H182ZM39 202V203H38ZM42 202V203H41ZM53 202V201H52ZM36 203H38V205H40V207H43V206H45L46 204H48V207H47V209L48 208H50L49 207V205H51V204H49V203H44L43 204V200L42 201H32V202H24V203H22L21 205H19V206H22V205H24L25 207H26V209L24 208V206H22V208L21 207H16L14 210H12L11 211V215L12 216H14V215H16V217L14 216V218H16V219H14L13 218V220L14 221H12V223L13 224H16V225H10V224H12V223H10V221H6L7 220V218H6V220L5 221H3L0 225V234H2V235H0V239H2L1 241L2 242H0V245L2 244V246L1 247H3L4 246V244L5 245H7L6 246V248L8 247H10L9 249H8V251H10V252H7V250L5 249V246L3 247V248H0V255L1 256H6V254H10L11 252H12V250H14L15 248H14V242H13V240H12V238L14 237H16V239H14V240H16V242H15V244L20 240L21 241V239L20 238H22V239H24V240H22L21 241V243H23L24 242V244L26 243V242H28L29 244L32 242V243H34V242H36L37 241V239H38V237L39 236H41V235H46V234H48V233H50L49 234V240L47 241L46 240V242L45 243H47V242H49V244L47 243L46 245H47V249H50V251H52V252H50V253H53V258H55V257H62L63 259H68L69 258V256L71 255V254H79V255H81L82 254V252L80 251L79 252V250H80V246L81 247H84V245H86L85 247L86 248H83V249H86L87 250V252L86 253H88L89 254V257L90 256H92L93 254H95V251L94 250H97V247H94L93 246V244L89 241V240H91L92 238H93V236L94 235H92L91 233H89L90 231H88L89 229H91V227H90V224L87 222V221H85L86 219L85 218H79V219H77V220H75V223L77 224L78 222H80L79 224H77V226H79V228H81L82 227V229L81 230H84L83 232H85V233H83V232H81L80 234H81V238L83 239L84 237V235L85 236H87V237H85L83 240H85L86 241V244L84 243V245L82 246V245H78L79 247H78V250H75V251H73V253H72V251L71 250H73V248L71 247H69V246H67V249H63L64 247V244L63 243H61V242H59V240H58V238L57 239H52L51 237L52 236H56L55 234H57V231H55V229H56V227H55V225H56V221L59 219V220H62V219H65V218H67L68 220H69V223H71L72 222V220H73V217L75 216L74 214H69V216H66V215H62V216H60V215H58L59 213L57 212L56 214H54L55 212H53V213H50V215H46L47 217H44L45 219L46 218H48L49 219V221L47 222L45 219H44V227H45V229H44V227H41V229L39 228V232L36 230V219L37 218H35L34 216H38L40 213L41 214H43V209H44V207H43V209L41 210V208L39 207V210L37 211V213H35L36 215H34V214H28V204L29 205H32V204H36ZM193 203V204H194ZM255 205V206H254ZM55 207H57V208H59V209H61L60 208V206H56V204H55ZM55 207H51L49 210H51V209H54V210H56L55 209ZM254 208V209H253ZM58 209V210H59ZM24 210H25V212H24ZM41 210V212H39ZM45 210H46V208H45ZM19 211H20V213H19ZM14 212V213H13ZM23 212H24V214H23ZM46 212V211H45ZM49 212V211H48ZM14 214V215H13ZM22 214V215H21ZM45 214V213H44ZM46 214H47V212H46ZM49 214V213H48ZM10 215V216H11ZM18 215V216H17ZM25 215H27V216H25ZM55 215H56V217H55ZM73 215V216H72ZM20 216H22L23 218H21V219H18V218H20ZM25 216V217H24ZM32 216V217H31ZM49 216V217H48ZM54 216V217H53ZM51 217V218H50ZM11 218V217H10ZM9 219V218H8ZM28 219V220H27ZM33 219V220H32ZM47 219V220H48ZM138 219L139 218H136V223H132L134 226H131L130 227V225L129 226H127V225H124V228H123V224L122 223H120L118 220H114L111 224V226L113 227V228H109V229H107L108 231H111V234L112 235H109L110 234V232H108V231H106L107 232V234H108V236H107V234L106 233H104L106 236H104L105 237V239H104V237L103 236H101V238H100V236H97V235H95V240H96V242L97 241H100V239H101V241L103 242V241H105V243L104 244H107L106 242H108V244L110 245H112V244H115V242L117 241V244H115V245H117V246H115V245H112L113 247H114V249L115 250H113L112 249V251H113V253L115 252V255L116 256H114V255H112V258H117L118 256L120 257V255H123V252L124 253H127V254H131L133 251H135L138 247H137V245H140L141 243H140V241L143 239L142 237H140L139 238V236L141 235V233H143V234H145V232H143L142 231V226H143V222H145L146 221V219H145V221L144 220H140L139 219V221H138ZM144 219V218H143ZM10 220H12V218L10 219ZM18 220V221H17ZM22 220V222L20 223V221ZM25 221V222H24ZM34 221H35V223H34ZM77 221V222H76ZM139 223H138V222ZM6 222V224H8V225H4V223ZM23 222H24V224L27 222H31L32 224H29V225H26V226H24V224H23ZM52 222H54V223H52ZM114 223V224H113ZM146 223V222H145ZM20 224V225H19ZM46 224V225H45ZM49 224L51 225L50 227H49ZM75 224V225H76ZM116 224V225H115ZM122 224V225H121ZM137 224V228L135 227V225ZM18 225V227H19V229L18 230H16L15 228L16 227H14V226H17ZM53 225V226H52ZM84 225V226H83ZM87 226V228H86V226ZM117 225H118V227H117ZM140 225H142L141 227H140ZM5 227V230H4V227ZM34 226H35V229H34ZM46 226H47V228H49L48 230H46L47 228H46ZM8 227H10V228H8ZM27 227V228H26ZM54 228V230H53V228ZM115 227V228H114ZM132 227H135V229H133V235H132V232H131V230H132ZM186 227V225L185 224H183L182 225V228H183V230H185V229H187V227ZM14 228V229H13ZM21 228V229H20ZM25 228V229H24ZM50 228H52V229H50ZM89 228V229H88ZM128 228H131V229H128ZM8 229V230H7ZM13 229V230H12ZM88 229V230H87ZM111 229V230H110ZM114 229H115V232H114ZM122 229V230H121ZM125 229V230H124ZM128 229V231H126ZM144 229V228H143ZM194 229H196L195 227H193L192 228V233H194L196 236H199V234H198V232H197V230H194ZM11 230V231H10ZM15 230L17 231V232H15ZM46 230V231H45ZM50 230H53V231H50ZM122 232H121V231ZM124 230V231H123ZM130 230V231H129ZM5 231V232H4ZM8 231V232H7ZM34 231V232H33ZM139 231H140V233H139ZM46 232V233H45ZM48 232V233H47ZM56 232V233H55ZM115 233L116 235H119V236H121V237H123L122 238V240H116V239H114V241H113V238H115L114 236H113V233ZM118 232V233H117ZM120 232V233H119ZM127 232V233H126ZM131 232V233H130ZM136 232V233H135ZM35 233H36V235H35ZM89 233V234H88ZM121 233H124L125 235H121ZM138 233V234H137ZM3 234H5V235H3ZM7 234H9V235H7ZM11 234H13V235H11ZM129 234V235H128ZM22 235H24L23 237H21ZM34 235V236H33ZM71 235H72V233H71ZM83 235V236H82ZM128 235V236H127ZM130 235H132V236H130ZM6 236V237H5ZM9 236V237H8ZM33 236V237H32ZM35 236H37V239L35 238ZM73 236V235H72ZM109 236H113V237H111L110 239L111 240H108L109 238ZM127 236V237H126ZM142 236V235H141ZM28 237H32L31 238V240L32 241H30L29 239L30 238H27ZM136 237H137V239H138V241H137V239H136ZM143 237H144V235H143ZM7 238V239H6ZM26 238V239H25ZM108 238V239H107ZM124 238H130L129 239V241H130V243L131 242H133V243H131V244H133V245H131V247L129 248V246L127 245V247L125 246V244L123 243V239ZM145 238V237H144ZM185 238V237H184ZM5 239V240H4ZM36 239V240H35ZM53 240V243H52V240ZM89 239V240H88ZM99 239V240H98ZM104 239V240H103ZM134 239V240H133ZM6 240H8L9 241V245L7 244L8 242L6 241ZM18 240V241H17ZM26 240V241H25ZM89 242H88V241ZM11 241L13 242V243H11ZM34 241V242H33ZM57 241V242H56ZM93 241H94V238H93ZM113 241V242H112ZM121 241V242H120ZM135 241H136V246H135ZM7 242V243H6ZM54 242H56V243H54ZM88 242V243H87ZM112 242V243H111ZM120 242V243H119ZM4 243V244H3ZM91 244V246L93 247V248H96V249H94L93 251H92V247L91 248H89L88 247V245L87 244ZM93 243H95V242H93ZM139 243V244H138ZM55 244H56V247H57V249H55L56 247H55ZM62 245V247H60V245ZM118 244H119V246L120 247H122V248H120V247H118ZM13 247H11V246ZM54 247H53V246ZM110 245V246H111ZM50 246V248H48ZM51 246L53 247V248H51ZM146 247H147V245H145ZM134 247H135V250H133L134 249ZM62 248V249H61ZM88 248V249H87ZM125 248V249H124ZM2 249H4V251L2 250ZM11 249V250H10ZM77 249V248H76ZM82 249V250H83ZM90 249V250H89ZM55 250V251H54ZM60 250H62V251H60ZM66 250H67V252L69 251V253H70V255H68V253H66ZM129 251V253H128V251ZM49 251V250H48ZM58 251L60 252V253H58ZM76 251H78V252H76ZM118 251V252H117ZM120 251H121V253H120ZM2 252V253H1ZM76 252V253H75ZM91 252H93V254L91 255ZM231 252V251H230ZM236 252V253H235ZM235 252H231L232 254H239V252L238 251H235ZM238 252V253H237ZM27 253V252H26ZM58 253V254H57ZM62 253H64V254H62ZM66 253V254H65ZM86 253H84V254H86ZM110 252H106V254H109ZM222 253H224V254H222ZM227 253H229V252H227ZM231 253H229V254H226L225 252H223V250H221L218 254H216V258H217V260H219L220 261V259H222L224 256H225V258H229L230 257V255H232ZM54 254H55V257H54ZM127 254L126 255H124V256H127ZM222 254V255H221ZM52 255V254H51ZM59 255V256H58ZM229 255V256H228ZM9 256V255H8ZM65 256H66V258H65ZM94 256V255H93ZM114 256V257H113ZM129 256V255H128ZM203 256V258L204 259H208L209 257H207V255L205 256L204 254H201V255H199V259L198 260H200L201 259V257ZM208 256H209V254H208ZM217 256H219V257H222V258H219V257H217ZM236 256V255H235ZM118 257V258H119ZM207 257V258H206ZM238 258H239V255L237 256ZM52 258V259H53ZM62 258H60L61 260H62ZM123 258H125V257H123L122 256V260H123ZM238 258L236 259V257H235V259L237 260V262H238ZM127 259V258H126ZM128 260V259H127ZM126 260V261H127ZM198 260H196V261H198ZM206 261V260H205ZM110 262L111 261H109V260H107L106 262H104L103 264H110ZM128 262V261H127ZM61 263L62 264H64L65 263V261H61ZM130 262H128V264H129ZM188 264L187 262H183V264ZM198 263H199V261H198ZM92 264H94L93 262H92ZM238 264V263H237Z\"/></svg>", "mask_w": 264, "mask_h": 264}, {"label": "snow or ice", "instance_id": "6c2138e0", "mask_svg": "<svg viewBox=\"0 0 264 264\" xmlns=\"http://www.w3.org/2000/svg\"><path fill=\"white\" fill-rule=\"evenodd\" d=\"M5 11L0 13V27L4 28V32L7 33L11 30L12 27L19 25L17 29L18 32L23 31L25 24L24 21L20 18V16H16L14 19H10L11 13L7 11L8 5L3 6ZM14 9H20L22 7H28L31 9L34 5H12ZM201 9L211 10V4H201L198 5ZM217 7L219 8H227L229 7L227 4H219ZM29 13H22V15H28ZM208 12L205 13V17L208 16ZM210 20L207 18L202 19L199 25V28L202 30L198 32V35H202L204 38L199 41V60H190V56L194 55V53H190L187 51L188 49V39L184 38L183 41H180L178 38L174 37L173 49L174 54L169 53L167 60L165 61V66L169 61L172 63V68L169 69L164 76L160 77L161 86L165 80H167V84L169 89L175 88L177 92L182 93L185 88H189L191 92H197V81L195 79L189 80L188 76L184 73L185 67H190L193 63H199L200 60L203 61L201 64V72H200V80H204L206 78L205 73H207L208 78L218 77L221 72H226L230 77L227 83L223 80L220 81V86L218 87V95L215 96V100L218 101L221 105L227 104L228 107L235 108L237 105H240L242 108H247L248 112L251 113L249 117L248 123H251V118L254 116L258 121H264V41L261 43L262 54L260 57V70H259V78L256 79V73L254 71H248L247 65H241L240 61L237 60L238 67H233L228 64L226 59H221L219 57V50H217V56L213 57L211 54L205 55L206 53V42L209 39L208 37V28H209ZM196 28L197 26L194 24L193 26ZM6 39L8 37H5ZM228 52H235V55L239 57L241 53L239 51H235L233 48L229 47L227 49ZM183 54V55H182ZM219 60V62H217ZM222 65V66H221ZM215 67V73H213L212 69ZM159 75V73H157ZM256 81L253 83V81ZM187 81V83H185ZM215 83V79H213ZM199 93L197 92V95ZM191 100V95L189 96ZM149 103L151 104V99H149ZM185 131H188L185 129ZM189 136L191 133L189 132ZM204 139L213 147L215 146L217 137L213 131V128L210 126L208 128L207 134L204 136ZM261 139L264 140V132L261 134ZM181 151H183L181 149ZM85 158L84 156L78 157L77 163H79L80 159ZM7 160V158H5ZM92 164L97 163L95 157L90 161ZM15 173H9V175H13ZM39 175L43 177V171L39 172ZM35 183V181H33ZM171 184V181L168 182ZM30 195H35L31 189H28ZM171 199V196L168 197ZM28 197H25L27 200ZM161 208L158 211V215L161 218V221L166 219L175 220L179 216L180 209H176V217H172V214L167 206L163 204V198L161 199ZM39 210L38 204H32L28 206V214H35ZM46 214H41L37 216L36 219V228L39 231L40 227L44 226V216ZM155 223V221H153ZM75 218H73L72 222L69 223L67 218L56 221V230L57 235L52 236V239H57L59 242L63 243L65 247L71 246L73 250L77 248L78 245H83L86 243L81 238L80 233L78 232L76 236L71 235V228L75 227ZM50 227V224H49ZM115 239H122L121 236L113 234ZM157 236L160 234L157 233ZM262 239H264V235H262ZM123 243L127 247L130 241L126 238L123 239ZM142 249L146 252L147 248H151L154 245L159 244L160 252L157 253V259L155 261L145 259V260H134L132 264H170L169 257L172 256L179 246V241L175 240L168 235L163 240L153 239L151 241L148 240L147 236L140 241ZM147 245V247H144ZM221 250L225 253L229 251H238L239 259L238 264H264V244L260 245L258 250V259L253 257L254 250L251 245H245V242L242 238L237 236H232L231 238L223 237L221 241H217V247L209 253V258L207 261L202 257L199 261V264H217L216 255ZM138 252L140 249L137 250ZM24 264H36V261H25ZM41 264H49L47 260L42 261ZM60 264V262H57ZM73 264H92L91 260H76L73 261ZM97 264H101V262H97ZM110 264H128L126 260L114 259L110 262ZM183 264V262H182ZM220 264H223V261H220ZM230 264H237V261L230 262Z\"/></svg>", "mask_w": 264, "mask_h": 264}]
</instances>
